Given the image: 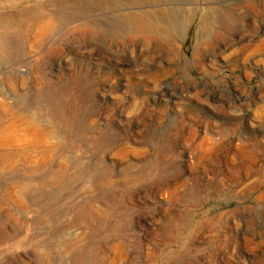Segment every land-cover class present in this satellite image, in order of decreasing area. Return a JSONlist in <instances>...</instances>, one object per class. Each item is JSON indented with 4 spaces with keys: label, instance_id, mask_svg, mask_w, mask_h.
Wrapping results in <instances>:
<instances>
[{
    "label": "rangeland",
    "instance_id": "obj_1",
    "mask_svg": "<svg viewBox=\"0 0 264 264\" xmlns=\"http://www.w3.org/2000/svg\"><path fill=\"white\" fill-rule=\"evenodd\" d=\"M0 264H264V0H0Z\"/></svg>",
    "mask_w": 264,
    "mask_h": 264
}]
</instances>
